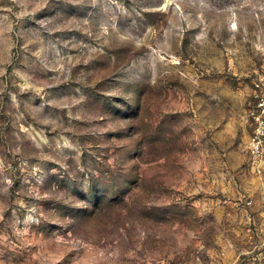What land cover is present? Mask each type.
I'll use <instances>...</instances> for the list:
<instances>
[{"label":"rangeland","instance_id":"374dc122","mask_svg":"<svg viewBox=\"0 0 264 264\" xmlns=\"http://www.w3.org/2000/svg\"><path fill=\"white\" fill-rule=\"evenodd\" d=\"M263 61L264 0H0V264H264Z\"/></svg>","mask_w":264,"mask_h":264},{"label":"built area","instance_id":"2783aa9c","mask_svg":"<svg viewBox=\"0 0 264 264\" xmlns=\"http://www.w3.org/2000/svg\"><path fill=\"white\" fill-rule=\"evenodd\" d=\"M243 118L248 126L246 167L256 176L258 189L264 195V61L252 72L250 100ZM251 201V197L242 200L245 204Z\"/></svg>","mask_w":264,"mask_h":264}]
</instances>
